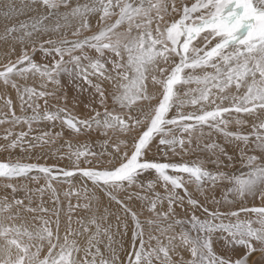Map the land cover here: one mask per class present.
Returning a JSON list of instances; mask_svg holds the SVG:
<instances>
[{"label": "snow or ice", "instance_id": "1", "mask_svg": "<svg viewBox=\"0 0 264 264\" xmlns=\"http://www.w3.org/2000/svg\"><path fill=\"white\" fill-rule=\"evenodd\" d=\"M33 2L44 14L19 25L27 30L18 37L21 50L16 54L12 46L0 59V125H7L0 136L7 143L0 147L27 151L55 143L67 132L68 151L59 158L66 157L69 164L61 168L0 161L5 181L0 264H264V0ZM3 8L5 17L15 12L10 3ZM50 18L55 19L52 27L45 24ZM72 20L77 21L74 38L68 39L61 29ZM16 31L15 26L7 30ZM85 31L90 34L83 35ZM34 33L40 38L32 39ZM37 52L43 61L37 62ZM62 74L79 79L80 95L89 92L87 103L72 98V108L83 104V115L69 108L67 93L56 90ZM36 77L39 88L27 84ZM48 85L55 87L50 90ZM9 89L18 97L20 111L30 109L31 115H17ZM44 121L52 128L58 123L61 131L33 127ZM232 124L235 130H229ZM205 129L209 137L216 132L244 146L239 160L246 172L221 170V157L234 166V156L215 141L203 145L216 157L208 161L217 165L214 171L199 158L183 159L194 143L199 146ZM92 132L103 137L102 147L111 149L104 162V153L87 144L72 145V135ZM177 156L179 161L170 158ZM146 173L153 178L145 182ZM41 176L46 183L36 192L42 196L50 189L54 205L59 204L54 182L70 185L66 196L83 194L82 205L69 202L63 224L59 208L45 207L43 200L34 206L30 194L16 195L22 188L17 181ZM76 178L84 186L73 191ZM223 181L234 199L258 198L262 205L222 211L214 206L220 201L213 200L210 207L189 190L195 185L203 195L205 186L214 189ZM157 185L163 194L155 191ZM136 188H147L151 195ZM104 197L108 205L102 203ZM185 200L191 215L181 219L176 208L185 209ZM133 201L143 203L134 208ZM165 202L166 210L160 207ZM224 202L233 203L227 195ZM112 203L125 217L123 223L116 217L117 233L121 226V235L128 233L127 219L132 221L128 248L114 247L108 213ZM75 210L85 214L73 220ZM49 213L53 218H46ZM241 214L255 219H241ZM80 237L85 238L83 246Z\"/></svg>", "mask_w": 264, "mask_h": 264}, {"label": "bare ground", "instance_id": "2", "mask_svg": "<svg viewBox=\"0 0 264 264\" xmlns=\"http://www.w3.org/2000/svg\"><path fill=\"white\" fill-rule=\"evenodd\" d=\"M77 2L84 3V2H87V0H73V4H75ZM5 3H10L15 7V12L12 15H10L9 17H5V15H4L5 9L3 8V5ZM44 11L45 10L42 8H39L33 2V0H0V59H3V55L6 52H8L12 46L16 47V54L19 53V51L21 50V45L19 43L18 37H21L23 35L24 31H27V30L19 29L20 23L31 24L32 21L37 16H42L44 14ZM54 23H55L54 18H50L48 21H45V24L48 27H52L54 25ZM61 23L63 24L64 22L61 21ZM76 23H77V21H75V20L70 21L68 27L61 29V33L63 35H65L68 39H73L74 37L71 35V32H72L73 27L75 26ZM14 26L17 28V31L13 32V33H8L7 30L11 27H14ZM93 28L95 29L94 23H93ZM88 34H90V33H88L87 31H85L83 33V35H88ZM43 35H45V36L51 35L52 38H58L60 33H45ZM5 37H7V38L5 39ZM38 38H40V34L34 33L32 39H38ZM25 39H27V38H25ZM35 59L37 60V62H41L44 60V57L41 53L37 52L35 55ZM68 67H69V69H71V65H68ZM59 79H60V87L56 90L58 92H64V93L68 94L69 99H70V103L68 105L69 108H72L73 104L76 103V101L74 99H72L73 97H79V99H81L84 103L88 102V99L90 98L89 92L86 90L83 95H80L77 91V85H79V83H80L79 79L74 80L68 74H62L59 77ZM21 83L23 84L24 82L21 81ZM40 83H41V81H40L39 77L27 80V84L29 86H35L37 88H39ZM48 87L51 90L55 86L54 85H48ZM3 91H4V89L2 88V86H0V94H3ZM8 94L12 96L14 103L17 105V108H16L17 115H25L26 111L23 113L20 111V108L18 106L19 100H18V97L16 96L14 90L9 89ZM40 103L43 106V101H41ZM42 108L43 107H41V111H43ZM72 110L75 114H79V115H83L85 113V109L83 107V104L77 105L75 108H72ZM31 114H32V112H30V114L27 113L26 115H31ZM45 123H43V124L45 125ZM37 125L38 124H34L33 127L37 128ZM46 126H47V128L48 127L52 128L48 124V122H47ZM5 127H6V125H0V130H3ZM22 127H24L25 130H27L26 126H22ZM236 127L237 126L235 124H232L229 126V130H235ZM16 130L19 131L20 127H17ZM52 130L59 132V131H61V128H60L59 124L57 123L56 127L52 128ZM244 130L247 131V128H245ZM205 132H206V135L204 138H202L200 140L199 146H197V144L194 143L192 146V149L187 154H185L183 156V159L185 161H194V160H197V158H199V160H201L205 163V166L207 168L214 171L216 169L217 165L213 164V163H209L208 161L210 159L214 160L216 157H215V155H213L212 152L204 151L203 145L205 143H210L212 141H215V142L225 146V148L229 152V154L234 156V166H227L228 161L225 160L223 157H221V160H223V165H224L221 167V170L226 171V172H233L236 174H239L240 172H246L247 171V169L244 167L243 164L240 163V160H239L240 154H241V149L244 147L242 144L239 145V147H238L236 143H232V142L225 140V138L222 135H220L219 133L212 132L211 136L209 137L207 135L208 129H205ZM2 135H3V133H0V136H2ZM69 138H70L69 134L67 132H65V134L62 137L56 138L57 143L55 146L52 145L53 147H51V146H49L51 143L47 144V146H49V148L51 147V150H53V152H54V153H52L54 156V160L52 159V154L46 155L48 153V151L44 148L41 149L44 145H42V146L38 145L35 148L27 150L28 153L34 152L33 153L34 157L31 156V158L27 159L26 157H28V156L26 154H24L26 151H24V153H23V151L21 149H18L17 153L15 152V154L12 157L11 156L9 157V155H7L6 157L0 156V161L13 160V158H14V160H20L21 162H24V163H39V164L48 165V166L55 165V166L61 167V168L66 167L69 164L68 159L66 157L64 159H60L57 157L60 156L59 154L64 156L63 154H65L68 151V148H67V145L65 144V141L68 140ZM4 141L5 140L0 139V144L5 143ZM71 142H72V145L74 148L78 147L80 145H83V144H87L92 151H95L98 154L104 153L102 156H100L101 159H102V157H103V159H107L108 155H106V153L111 151L110 148L105 149L104 147H102L103 137L98 135L96 132H92L91 134L81 133V134H79V136L72 135L71 136ZM59 144H61V145H59ZM60 146L62 147V150L59 148ZM51 150H50V152H51ZM247 154H253V153L251 151H249ZM39 158H42V159L40 160ZM170 158L174 159L176 161L180 160L179 156L170 157ZM25 159H27V160H25ZM104 161H106V160H104ZM32 175L35 176V175H37V173H32ZM152 178H153V176H151L147 173L144 175V177H142V179H144L145 182L148 179H152ZM17 182L22 186L21 190L18 193H16L18 198H22V197L30 194L34 206L39 205L41 203V200H43L45 207H48L50 209H52L53 207L59 208L61 210L60 218H61L62 224L66 218V214L68 213L69 202H71L72 205H75L77 203V200H80L81 205L84 203L83 194H81L80 197H77L75 195H71V196L65 195V192H67L70 188V185L67 183L54 182L56 191L59 194V204L54 205L53 204L54 196H53L52 191L50 189H46L42 196L40 193L36 192L37 188H42L45 186L46 181L43 178V176H41L40 179L37 181L31 180V179L21 178ZM4 183H5V181L3 180V178H0V195H3ZM72 185L74 186V188L72 189L73 191H75V189H79V188L84 186L83 182L79 178L74 179L72 181ZM25 187L27 189H30L31 192L26 193L23 190ZM88 187L90 188L91 186L88 185ZM228 187H230V185H228L227 181H223V182H219L214 189H212L208 186H205L203 195H201L199 192H196L195 185H190L189 190L192 192H195L196 195H198L202 201H206L207 205L210 207L213 206V200L220 201L221 202L220 204H217L214 206L219 207L222 211H224V210H236L241 205L247 206V207H259L262 205V201L258 198L253 200L251 197H248L247 199H245L243 201H240L239 198L234 199L230 193H227ZM134 191L140 192L141 194L151 195V193L148 192L147 188H145L144 190L136 188V189H134ZM155 191L163 194V189L159 185H157ZM98 195H102V194L98 193ZM225 195H227L228 200L233 201V203H230V204L225 203L224 202ZM26 203H27V201H26ZM102 203L105 205H108V201H107L106 197L103 198ZM140 203H143V202L133 201V207L134 208L138 207ZM160 207L162 209L166 210L167 209V203L165 202V204L160 206ZM185 209H188L187 215H185ZM185 209H181L179 207L176 208L178 218L187 219L191 215V210H190L189 206L187 205L186 200H185ZM101 211H103V209H101ZM108 213H109V221L112 223L113 232L115 233L114 247L118 248L122 244L124 248H128L130 237L132 234L131 233V228H132L131 219L130 218L127 219V223L129 225V232L121 235V233L124 232L123 227L121 226L119 233H117L116 228H115V224H116V217L117 216L121 217L122 223L125 219L122 209L120 208L119 205L112 203L110 206H108ZM84 214L85 213L80 211V210L73 211L72 212L73 220L77 219L79 216H82ZM144 215L146 216L147 213L145 212ZM197 215H200V213L198 212ZM46 218L51 219L53 217H52L51 213H49ZM141 218L143 219L144 217H141ZM245 218L255 219V216L252 215L249 217V216H246V214H241V219H245ZM35 223L37 224V226L39 225V221H36ZM175 232L177 234H179L180 226H176ZM103 239L106 240V238H103ZM79 240H80L81 245L83 246L85 243V238L80 237ZM101 250L104 251L105 254L107 255V249L104 247L103 243H101ZM121 258H123L122 253H121Z\"/></svg>", "mask_w": 264, "mask_h": 264}, {"label": "rangeland", "instance_id": "3", "mask_svg": "<svg viewBox=\"0 0 264 264\" xmlns=\"http://www.w3.org/2000/svg\"><path fill=\"white\" fill-rule=\"evenodd\" d=\"M21 24V23H20ZM42 106V105H41ZM43 107V106H42ZM43 109V108H42ZM0 110H4V108H3V101H0ZM26 111V113H25V115L28 113V114H30V112H31V110L30 109H27V110H25ZM46 121H44V122H41V123H39L38 125H37V130H51L53 133H55L56 131H54V130H52V128H47V122L45 123ZM43 123H45V125L43 124ZM6 127H7V125H6ZM4 132V129L3 130H0V133H3ZM55 143H51L49 146H51V147H53V146H55L56 145V143H57V139H55ZM5 143H1L0 145L1 146H3V145H5L7 142L6 141H4ZM53 145V146H52ZM59 145H61V144H59ZM58 145V146H59ZM47 144H45L41 149H46L47 151H48V153L46 154V155H49V154H52V153H54L53 152V150H51V147L49 148V146H47ZM27 146L25 145V148H26ZM61 150H62V147L60 146L59 147ZM18 149H21V148H16V149H14V150H9V151H4L3 150V148L2 147H0V156H3V157H6L7 155H9V157L11 156H13L14 154H15V152L17 153V151H18ZM50 150H51V152H50ZM3 152V153H2ZM8 153V154H7ZM23 153H24V151H23ZM34 153V152H33ZM33 153H28L27 151L24 153V154H26L28 157H26L27 159L28 158H31V156L32 157H34L33 155ZM23 154V155H24ZM32 154V155H31ZM60 156H58L57 158H59V157H61L62 155L61 154H59ZM64 155V154H63ZM106 155H108V152L106 153ZM27 159H25V160H27ZM40 160L42 159V158H39ZM52 159L54 160V156H53V154H52ZM56 159V158H55ZM13 160H14V158H13ZM104 160H107V159H103V157H102V159L100 158V161L101 162H103ZM79 201V203H80V200H77V202ZM79 216V215H78Z\"/></svg>", "mask_w": 264, "mask_h": 264}]
</instances>
